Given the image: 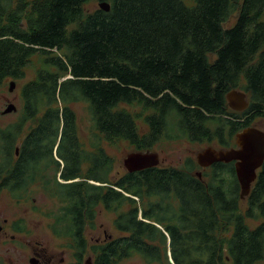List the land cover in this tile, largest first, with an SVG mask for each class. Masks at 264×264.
Masks as SVG:
<instances>
[{"label":"trees","instance_id":"obj_1","mask_svg":"<svg viewBox=\"0 0 264 264\" xmlns=\"http://www.w3.org/2000/svg\"><path fill=\"white\" fill-rule=\"evenodd\" d=\"M100 1L0 0V87L24 79L34 55L41 62L20 86L19 118L0 126V194L18 202L37 188L61 202L50 227L70 239L67 264H86L87 251L93 264L134 255L148 264L264 262V160L242 199L234 161L201 178L190 157L119 173L101 143L235 146L236 132L264 118V0H104L109 11ZM231 89L246 92L244 110L228 107ZM77 102L91 114L88 147ZM99 208L116 212L122 234L89 245Z\"/></svg>","mask_w":264,"mask_h":264},{"label":"rangeland","instance_id":"obj_2","mask_svg":"<svg viewBox=\"0 0 264 264\" xmlns=\"http://www.w3.org/2000/svg\"><path fill=\"white\" fill-rule=\"evenodd\" d=\"M234 18H231L233 22ZM31 66L26 69L24 79H7L0 87V126L16 121L20 116L22 99L19 93L20 86L34 76L35 69L41 64L40 59L34 55L31 59ZM14 82V87L9 90V82ZM248 98V97H247ZM9 103H13L15 110L2 114L1 112ZM77 117V129L80 140L85 147L90 146L93 123L91 114L85 102L72 104ZM138 110V109H137ZM141 132L146 131V126L141 119L136 120ZM252 125L264 130V118H257ZM107 153L115 160V172L121 173L126 170L123 166V159L133 150L127 142H119L117 145L109 146L101 141ZM208 146L221 148L215 143ZM205 144H196L185 139L163 140L155 145L150 151L159 153L160 162L158 166L180 167L183 161L190 157L196 160V154ZM199 165L194 170L201 173ZM93 182V181H92ZM61 206V202L56 197L34 188L26 198L15 202L7 192L0 194V264H30L29 258L33 256V249H39L41 253L46 252L52 255V262L49 264H67L74 261L73 249L68 245L70 239L66 236H57L51 230L50 225L54 223L55 213ZM116 215L114 211L99 208L94 220V228L86 229L85 237L88 244L101 243L102 241L121 236L122 233L115 230L113 220ZM6 219V222L3 220ZM15 221H20V229L15 230ZM40 264H46L45 258L40 257ZM84 260L93 264L92 254L87 251ZM121 264H148L141 256L134 255L125 259ZM258 264H264L260 262Z\"/></svg>","mask_w":264,"mask_h":264},{"label":"water","instance_id":"obj_3","mask_svg":"<svg viewBox=\"0 0 264 264\" xmlns=\"http://www.w3.org/2000/svg\"><path fill=\"white\" fill-rule=\"evenodd\" d=\"M98 7L109 11L110 4L107 1H100ZM14 87V82H9V90ZM225 99L230 109L242 111L248 106L247 94L244 90L231 89L226 92ZM13 103H9L1 112L2 114L15 110ZM235 146L228 148H216L207 146L197 152L196 162L202 168L216 162L234 161L235 175L240 186V198H245L256 179L257 170L264 160V130L251 125L235 133ZM17 152V149H16ZM160 162L159 153L156 151H132L123 159V166L128 172L139 171L149 167L157 166ZM196 176L201 178V172L197 171ZM30 264H37L36 258L29 259ZM88 264V262L86 263Z\"/></svg>","mask_w":264,"mask_h":264},{"label":"flooded vegetation","instance_id":"obj_4","mask_svg":"<svg viewBox=\"0 0 264 264\" xmlns=\"http://www.w3.org/2000/svg\"><path fill=\"white\" fill-rule=\"evenodd\" d=\"M3 221L6 222V219H4ZM0 230H1V226H0ZM47 255L48 254L46 252L41 253L39 249L35 248V249H33V256H31L30 258H36L37 264H40V260H41L40 257H42V258H45L46 264H49L50 262H52V257L53 256L50 255V256L47 257Z\"/></svg>","mask_w":264,"mask_h":264}]
</instances>
